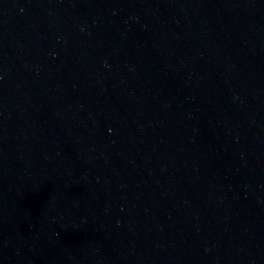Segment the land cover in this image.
I'll return each mask as SVG.
<instances>
[{
    "label": "water",
    "instance_id": "1",
    "mask_svg": "<svg viewBox=\"0 0 264 264\" xmlns=\"http://www.w3.org/2000/svg\"><path fill=\"white\" fill-rule=\"evenodd\" d=\"M0 264H264V0H0Z\"/></svg>",
    "mask_w": 264,
    "mask_h": 264
}]
</instances>
